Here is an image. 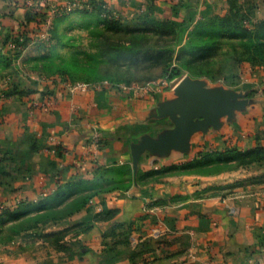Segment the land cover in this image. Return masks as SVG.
<instances>
[{
	"label": "crops",
	"instance_id": "1",
	"mask_svg": "<svg viewBox=\"0 0 264 264\" xmlns=\"http://www.w3.org/2000/svg\"><path fill=\"white\" fill-rule=\"evenodd\" d=\"M83 2L124 20L150 12L181 25L207 18L215 0H0V46L13 32L32 36L43 13ZM160 80L0 92V223L54 195L74 196L81 183L132 182L99 191L68 220L42 227L56 239L24 234L0 242V264H264V187L200 198L202 186L223 185L232 174L201 175L200 187L186 171L154 181L210 156L264 148V70L233 86L188 81L218 98L216 116L191 120L182 112L192 107L177 90L182 82ZM96 132L97 153L90 147Z\"/></svg>",
	"mask_w": 264,
	"mask_h": 264
},
{
	"label": "rangeland",
	"instance_id": "2",
	"mask_svg": "<svg viewBox=\"0 0 264 264\" xmlns=\"http://www.w3.org/2000/svg\"><path fill=\"white\" fill-rule=\"evenodd\" d=\"M208 12L205 19L196 21L197 18L189 17L181 25L150 12L135 20H124L114 13L104 14L85 2L51 14L43 13L44 17L36 21L30 30L33 35L27 37L23 47L0 46V92L26 94L35 84L102 87L109 84L105 79L115 83L149 82V78L160 75L159 60L154 57L144 60L141 56L138 60H131V56H137L142 48L151 52L159 50L155 22L164 28L168 27L167 22L173 23L176 29L181 27V37L168 74L151 81L167 79L176 68L181 74L173 79V84L206 81L233 86L242 83L250 72L264 70V0H215ZM147 20L155 22L150 24ZM143 28L150 30L148 36L143 37L142 32L135 31ZM127 51L129 55L124 54ZM262 128L255 123L246 125L249 131H262ZM261 138L264 144L263 135ZM223 154L207 157L185 168L164 170L154 181L164 182V178L180 176L186 171L194 177V186L200 187L197 177L201 175L232 174L223 185L202 186L197 191L200 198H228L264 187V148L230 150ZM131 184L124 178L113 179L107 184L105 181L93 185L81 183L74 196L57 194L46 203L31 205L17 218L9 216L0 223V242L14 241L24 234L31 238L56 239L59 233L45 234L42 227L68 220L99 191L114 186L125 188ZM76 227L78 232L85 229L81 225Z\"/></svg>",
	"mask_w": 264,
	"mask_h": 264
},
{
	"label": "trees",
	"instance_id": "3",
	"mask_svg": "<svg viewBox=\"0 0 264 264\" xmlns=\"http://www.w3.org/2000/svg\"><path fill=\"white\" fill-rule=\"evenodd\" d=\"M86 4V3H85ZM90 6H93L94 8H96L98 11L104 13V14H108V12H105L104 10H102V8H100L96 3H87ZM147 22H155L154 20H147ZM155 25L157 26L154 31L156 34H158V38H159V42H156V46L158 47V51L156 52H151V50L147 49V48H142V52H138V54H136L137 56H131L132 59L131 60H138V56H141L144 60H149L151 58H155L156 60H159L160 64V75H158L157 77H152L149 78L151 80H155L158 78H162L164 76H166L169 72V70L172 67V62L174 60V55L176 53V48L179 45L180 42V28L176 29L175 25L173 23L167 22L166 25H168L167 28H164L161 23L159 22H155ZM175 28V29H174ZM136 32L140 31L139 33H141V35L143 37L148 36L147 32H150V30H147V28H143L140 30H135ZM153 31V29H152ZM28 36L24 33V32H13L12 34H10L6 40L2 43V48L4 47H12L13 48H20L23 47L25 45V43L27 42ZM106 51V50H105ZM150 51V52H149ZM105 54H107V51L104 52V56H106ZM124 54L129 55L130 53L127 51ZM105 59V58H104ZM161 59V60H160ZM133 67V66H132ZM131 66L129 68H132ZM134 68V67H133ZM129 71H131V69H129ZM173 73L169 76H167V80L171 81L174 78L178 77L181 72L176 70V68H174ZM104 81L109 82L110 84H118L115 83L111 80L105 79ZM123 83V82H122ZM126 84H132L128 81H125ZM138 83V82H136ZM101 148V146H100ZM188 166V165H186ZM186 166H179L180 168H185ZM93 197V196H92ZM92 197L90 198L89 201H87L86 203H84L83 205H81V209L84 208L86 205H88V203H90L92 201ZM30 207V206H28ZM80 208H78V210H81ZM78 210H75L74 213ZM31 211V210H30ZM22 215L21 212L19 213H15L13 215H11L13 218H17L18 216Z\"/></svg>",
	"mask_w": 264,
	"mask_h": 264
},
{
	"label": "water",
	"instance_id": "4",
	"mask_svg": "<svg viewBox=\"0 0 264 264\" xmlns=\"http://www.w3.org/2000/svg\"><path fill=\"white\" fill-rule=\"evenodd\" d=\"M177 90L191 100L192 107L182 111L186 119L191 120L196 117L211 118L217 115L218 98L208 92H203L196 84L185 81L178 86Z\"/></svg>",
	"mask_w": 264,
	"mask_h": 264
},
{
	"label": "built area",
	"instance_id": "5",
	"mask_svg": "<svg viewBox=\"0 0 264 264\" xmlns=\"http://www.w3.org/2000/svg\"><path fill=\"white\" fill-rule=\"evenodd\" d=\"M51 0H41L42 4L46 6V4H49ZM14 47V46H12ZM90 86L86 84H77L75 86H69L70 89H81V90H86ZM101 146V135L100 132H96L92 140L90 141V147L92 150H94L95 153L100 149Z\"/></svg>",
	"mask_w": 264,
	"mask_h": 264
}]
</instances>
